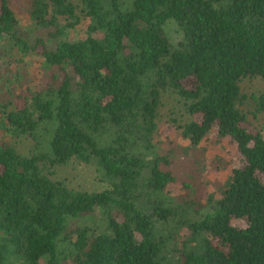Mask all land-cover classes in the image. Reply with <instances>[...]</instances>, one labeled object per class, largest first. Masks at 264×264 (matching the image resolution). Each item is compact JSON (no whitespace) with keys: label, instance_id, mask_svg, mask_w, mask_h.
Returning <instances> with one entry per match:
<instances>
[{"label":"trees","instance_id":"trees-1","mask_svg":"<svg viewBox=\"0 0 264 264\" xmlns=\"http://www.w3.org/2000/svg\"><path fill=\"white\" fill-rule=\"evenodd\" d=\"M27 2L32 39L0 0V40L40 56L43 72L25 91L0 73V264H264V138L244 126L240 87L264 81V0ZM164 94L189 116L171 119L186 146L161 149ZM254 100L263 111L264 92ZM214 127L243 163L203 202L200 145ZM72 159L105 189L53 178Z\"/></svg>","mask_w":264,"mask_h":264},{"label":"rangeland","instance_id":"rangeland-1","mask_svg":"<svg viewBox=\"0 0 264 264\" xmlns=\"http://www.w3.org/2000/svg\"><path fill=\"white\" fill-rule=\"evenodd\" d=\"M12 8L18 19L20 28L24 37L29 35L35 37L36 31L31 25V21L25 15V9L28 6L27 0H10ZM83 29L78 30V36H83ZM165 32L170 41L176 44L181 38V32L173 20L165 24ZM75 33V32H74ZM30 40V39H29ZM49 46L53 42H48ZM42 58L33 53H21L7 38L0 40V73L4 75L2 79L6 85L17 86V90L22 91L36 88L41 83L42 70L40 68ZM22 83V84H19ZM9 87V86H7ZM19 87V88H18ZM241 91L248 96L247 101L241 106L247 114V121L244 126L250 131L258 130L264 138V110L256 112L255 97L264 92V81L260 78H244L240 82ZM5 87L2 88L5 91ZM254 96L253 99L251 96ZM183 105L173 95L164 94L161 99L158 116V139L164 141L161 149H168L177 145L186 146L188 142L180 138L175 124L171 121L176 118L179 121L188 119ZM196 120H200L198 115ZM217 130L214 127L211 132L202 140L201 148L205 155L206 166L201 168L200 177H197V196L204 202L208 193H217L231 174L233 168L241 165L243 160L237 150L236 144L225 137L219 141L216 137ZM6 135V132L0 129V136ZM32 142L29 139H22L17 143V148L22 154L30 151ZM221 165L220 168H217ZM55 179L63 181L71 188L84 189L87 191H101L106 185L102 183L96 174L93 166L72 159L64 165L55 168ZM181 183H173L167 187L171 196H178L183 192ZM231 224L235 227H245L246 220L232 218Z\"/></svg>","mask_w":264,"mask_h":264}]
</instances>
